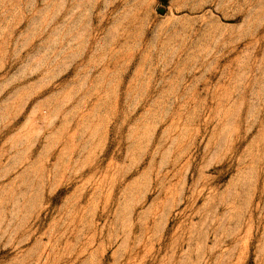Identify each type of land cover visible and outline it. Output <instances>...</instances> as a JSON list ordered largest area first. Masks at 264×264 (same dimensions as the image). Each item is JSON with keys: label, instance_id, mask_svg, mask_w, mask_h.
Here are the masks:
<instances>
[{"label": "rangeland", "instance_id": "obj_1", "mask_svg": "<svg viewBox=\"0 0 264 264\" xmlns=\"http://www.w3.org/2000/svg\"><path fill=\"white\" fill-rule=\"evenodd\" d=\"M0 264H264V0H0Z\"/></svg>", "mask_w": 264, "mask_h": 264}]
</instances>
